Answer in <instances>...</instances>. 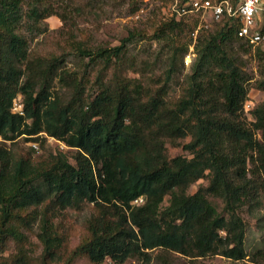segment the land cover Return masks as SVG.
<instances>
[{"label": "trees", "instance_id": "trees-1", "mask_svg": "<svg viewBox=\"0 0 264 264\" xmlns=\"http://www.w3.org/2000/svg\"><path fill=\"white\" fill-rule=\"evenodd\" d=\"M39 1L31 8L35 16ZM21 2L0 0V136L13 141L45 132L77 153L76 164L64 155L35 164L31 156L14 160L0 147V264H76L81 259L127 264L150 260L157 249L191 258L245 260L241 211L255 194L249 174L264 175V101L246 110L249 79L225 48L233 40L253 46L238 37L240 22L225 16L214 33L198 31V60L178 98L165 99L161 89L153 93L118 74L109 82L99 77L98 90L89 98L83 79L63 68L62 60L29 58L27 41L17 32ZM200 17L167 14L157 30L183 37L196 31ZM122 48H102L97 54L106 65L112 59L118 65ZM56 78L71 91L68 99L49 92ZM256 85L264 90V80ZM18 94L23 113L13 111ZM188 134L192 139L185 148L192 156L170 158L166 139ZM208 171L209 185L189 193ZM166 196L169 203L163 205ZM210 196L224 201L228 216ZM141 197L144 201L135 203ZM85 202L94 204V212L72 246L56 223L57 213ZM40 207L44 250L35 259L28 254L24 231ZM260 257L264 253L251 261Z\"/></svg>", "mask_w": 264, "mask_h": 264}, {"label": "rangeland", "instance_id": "rangeland-1", "mask_svg": "<svg viewBox=\"0 0 264 264\" xmlns=\"http://www.w3.org/2000/svg\"><path fill=\"white\" fill-rule=\"evenodd\" d=\"M174 1L40 0L37 5L39 12L35 16L31 9L35 0H22L17 32L27 41L30 59L62 60L63 68L83 79L89 98L98 90L99 77L109 82L118 74L121 78L140 81L146 90L153 93L161 89L165 99H175L189 84L197 63L198 31L204 28L214 33L217 20L210 14L201 16L196 31H187L183 37L169 31L159 32L157 27L169 14V6ZM243 44L240 40L227 41L225 48L243 75L249 79L246 85L249 90L247 103L250 106L246 104V110H250L264 101V90L256 85L258 81L264 80V44ZM119 45H123V54L118 65L115 59L106 65L103 56L98 55L97 51ZM49 92L63 99L71 96V91L57 78L51 82ZM22 100V95L18 94V104ZM248 118L253 120L249 113ZM191 139V134L176 140L166 139L168 156L191 157L192 154L185 148ZM0 147L7 148L14 160L31 156L35 164H38L50 161L53 156L64 155L76 164V148L45 132L33 136L21 135L13 141L4 140L0 136ZM249 166L253 168L251 163ZM249 176L255 194L241 211L246 222L245 248L248 256L245 260L237 262L223 255L191 258L157 249L151 252L150 260L129 259L127 264H264L263 257L251 261L255 254L264 253V175L251 172ZM209 182L208 171L204 178L189 187L188 192L195 193L201 186L209 185ZM210 200L219 212L228 216L224 211L225 203L220 197L210 196ZM168 203L169 196H166L163 205ZM93 206V203L85 202L81 206H70L57 213L56 223L69 234L72 246L84 234L86 223L94 212ZM41 209H35V220L30 229L24 231L28 254L35 259L41 258L44 250L39 237ZM76 264L89 263L81 259ZM104 264L113 262L107 259Z\"/></svg>", "mask_w": 264, "mask_h": 264}, {"label": "built area", "instance_id": "built-area-1", "mask_svg": "<svg viewBox=\"0 0 264 264\" xmlns=\"http://www.w3.org/2000/svg\"><path fill=\"white\" fill-rule=\"evenodd\" d=\"M192 13H201L202 17L210 14L216 20L225 16L238 20V37L253 46L264 44V0H187L183 3L175 0L169 6V14L177 18ZM13 111L23 113L22 103L18 104L17 99ZM143 201L141 197L136 199L135 203L140 204Z\"/></svg>", "mask_w": 264, "mask_h": 264}]
</instances>
